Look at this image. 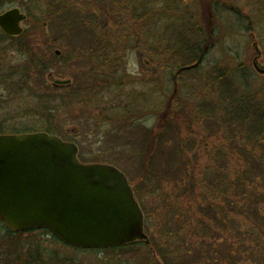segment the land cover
<instances>
[{"label":"rangeland","instance_id":"obj_1","mask_svg":"<svg viewBox=\"0 0 264 264\" xmlns=\"http://www.w3.org/2000/svg\"><path fill=\"white\" fill-rule=\"evenodd\" d=\"M13 1L3 10L19 8L20 0ZM101 1L73 2L80 12L85 13L83 7L87 6L103 19V13L109 11L108 8L104 12L99 11ZM104 2L112 3L113 7L124 5L126 9L131 6L136 17L141 18L132 23L133 38L126 39L132 37L126 36L121 39L131 42L112 48L110 59L116 76L111 82L113 87L98 95L99 106L85 104L90 103V100H86L72 108H60L51 117L44 113L42 97L48 89H58L64 93L71 85H84L80 79L82 73H92L91 70L101 72L95 66L82 63L81 58L69 61L63 54L56 70L43 74L42 83L32 71L28 73L24 88L30 94L28 97L19 94L15 101H10L8 88L0 87V100L3 101L0 103V135L45 132L48 119H51V123L55 124L54 129L60 132L56 136L77 146L81 163L114 166L126 176L133 192L136 189L137 197L134 195L144 215L147 243L112 252L75 251L54 241L51 234L41 231L35 232L34 236L49 253H56L58 259L72 264H140L148 256H152L157 264H166L162 255L181 260L179 257L185 252L190 255L185 259L189 264H264V153L260 149L251 151L248 147L251 142H241V137L236 136L240 134L235 133L234 137L226 127H221L217 132L216 120L213 122L210 118L213 112L205 108L214 97H209L208 93L205 99L194 95L195 89H200L202 84L212 79H218L217 84L222 88L220 74L228 73V82H232L238 99L236 103H256L254 107L258 114H264V77L258 76L252 69L255 47L260 53L258 63L264 67V0ZM35 14L39 15L38 12ZM106 19L115 36L121 35L113 11ZM21 27L31 33V40L41 41L39 48H46L42 39L35 35L37 27L34 21L27 19ZM203 44L206 48L202 62L195 71L181 78L180 91L177 93L184 103L190 104L185 112L192 111L195 115H191V121H196L192 129L188 120V126L186 123L181 125L179 120L181 126L177 128L178 137L193 138L191 132L195 131V144L192 149L189 147L183 157L173 161L165 150L173 148L172 138H177L172 131L168 137L161 138V131L157 129L159 125L162 129L165 120V125H168L171 116L176 114L172 108L176 103L168 102L176 87L172 77L178 62H174L171 55L180 46L190 49ZM64 47L50 51L64 53ZM0 63L6 68L20 64L17 71L20 75L29 71L27 66L22 65L23 56L12 50L0 52ZM91 64L95 63L91 61ZM238 67L243 68V72L248 75L247 89L238 76ZM48 74L52 79L71 80V83L60 88L52 87V82L47 79ZM18 79L16 82L9 80L7 84H12L9 88L23 89L20 85L25 80ZM203 100L207 103H202L205 107L200 112L197 106ZM184 103L179 109H184ZM116 106L120 111L124 110L125 113L121 114L137 117L133 124L120 126L116 123L117 118H111L107 107ZM156 110L164 114L161 123V114L158 112L155 115ZM180 116L181 120L186 121L182 118L185 116L183 113ZM236 127L238 132H243L241 123L234 124L235 131ZM146 128L155 132L147 135ZM156 132L160 138L151 143L149 150L148 144L155 138ZM146 135L150 140L145 139ZM163 144L167 147H163ZM220 146L224 148L220 172L225 176L220 174L224 180L219 179L221 185L215 182L217 193L212 192L210 195L199 185L188 183V179L190 177L192 181H198L205 174L203 171L209 158L215 156H209L208 153ZM181 150H176V154H180ZM145 153L149 156L142 158ZM193 160H196V165H193ZM189 161H192V165ZM184 162L186 172H183ZM144 164L158 172L163 169V172L158 173V177L144 176ZM207 187L211 188L209 185ZM3 228L0 222V241L5 232ZM170 232L172 234L167 236Z\"/></svg>","mask_w":264,"mask_h":264},{"label":"trees","instance_id":"obj_2","mask_svg":"<svg viewBox=\"0 0 264 264\" xmlns=\"http://www.w3.org/2000/svg\"><path fill=\"white\" fill-rule=\"evenodd\" d=\"M73 1L74 0H35L34 2V0H20L18 4L19 9L25 11L27 19L29 21L31 20L36 23L37 33H35V35L36 37L42 39V43L46 45L45 49L38 47V44L41 43V41L25 40V38L31 36V33L27 30H25L18 39H11L0 34V52L14 50L15 52L26 57L25 62L27 68H29V70L31 69V71L36 74V78L40 79L41 83L44 76L43 74L48 71L56 70V67L61 61V57L63 56H65L69 61L79 60L80 58L82 60H87L88 63L89 61L90 63L92 61L95 64L90 65L95 66V68L98 70H101V72H97L94 74H92L93 72L84 74L82 73L80 79L82 80V83L84 85H71L65 90L64 93H61L60 91H58V89H48L47 92H44L42 97V104H44L43 106L45 107L44 113H46L48 117H51L52 114L56 111L58 113L60 108H65L67 106L72 108L74 105H81V101L90 100V103L85 104L92 105L93 107L99 106L98 95L113 87V85H111V82L113 81L114 76H116V73L111 72V70H113V66H111L112 62L110 59L111 55H113L112 48H115L116 45L121 46L131 42L121 39L122 37L125 38L126 36H132V30L134 29L132 23L138 22L141 18L136 17L131 6L126 9L124 5H117V9L116 6L113 7L112 3L108 2L106 4V2H104L103 0V2L101 1L100 3L101 5H98V9L100 12H104V9L108 8L109 12L103 13V16L105 18L102 19V17L99 16V13H94L87 6L83 7V9L86 10L85 13L80 12L77 8H75L76 4H74ZM13 2V0H0V13L4 11L3 9L5 8V6H8ZM112 11L114 12V16L117 19V29H121V35L115 36L113 30L109 27V23H107L108 21H106V18L109 17ZM35 12H38L39 15H36ZM132 14L133 16H131ZM125 16L126 19L128 17L127 22H125ZM91 18L94 19L91 20ZM101 21L103 23H101ZM26 41H30L33 45V48L23 49L22 46L26 43ZM63 45L66 47H64ZM60 47L65 48V50H63L64 53L60 52V56L56 57L55 51L53 53L50 50H60ZM205 48V44L198 48L190 49L180 46L176 50L174 49L173 54L171 55V58L174 60V62L176 60L178 62L176 65L175 73L172 77V81L176 85V87L173 90V95L170 96V100H168V102L170 101L176 103L175 106H172V108L175 109L174 112H176V114L175 116H171L168 125H165V122L167 121L165 120L162 129H160V125L157 129L158 131H161V138L168 137L171 131L177 138H172L175 145L173 148L169 147L170 149L168 151L164 149L165 152L170 154V159H173V161L176 159L178 160V158H181V156L183 157L184 153L187 152L190 148L192 149L195 144V131L191 132L193 133V138L189 135V138L185 139H180L178 137L179 130H177V128H179V126L184 125L185 123L188 126V120L191 124L189 125L192 127V129H194L196 121H191V115H195L192 114V111H190V113L188 111L185 112V109L188 108L190 104L184 103L183 99L177 93L180 91L179 83L181 81V78L187 73L195 71L199 67L200 63L202 62V56L204 54ZM100 60L103 61V65L101 64ZM237 71L238 76L241 77L243 81L242 84L244 88L247 89L249 86L248 75L243 72V68L241 67H238ZM12 74L15 76V79H17V77H20V79H27L29 77L28 74L20 75L19 73H17V71L12 72ZM227 77L228 73L220 74L219 80H223L222 88H219V85L217 84L218 79H212L209 81V83L205 82L204 84H202V86L199 87L200 89H195L194 95H196L197 97L205 99V95H207V93L209 97H214L213 100L210 99L211 101H208L209 103H207L205 100L199 102L200 104L197 106V108L201 112L202 108L205 107L202 105V103H207V106L205 108H208L213 112L211 113L210 118H212L213 122H215L214 119L216 120L215 123L218 126L217 132L222 129L221 127H226V129L232 135L235 133L240 134L236 136L241 137V142L248 140V142L254 144L248 145V147L251 148V151L254 149H260L264 153V114H262L261 112H259L258 114L257 110L254 107L256 103H236V101L238 100L236 98V93H234L233 85L231 84L232 82H228ZM99 83L102 86L100 85L98 87ZM253 101H255V98L253 99ZM36 103L38 104L39 102L37 101ZM181 103L185 104L184 109H179L180 106L182 107ZM107 110L111 113V118H117L116 123L120 124V126L129 123L133 124L134 118H137L121 114L125 112L124 110L120 111L118 106H116L115 108L111 107L110 109H108L107 107ZM158 112L159 111L156 110L155 115L158 114ZM182 113L183 115L188 117L187 119L185 116H182V118H184L186 121L181 120L180 115ZM159 114H161L159 117V123H161L162 115L164 114H162V112H159ZM179 120L180 123H182L181 125H179ZM236 123H241L243 132H238L239 129L237 127V131L233 129V126ZM54 125L55 124L51 123V119H48L45 132L49 134L60 135V132L57 130V128L54 129ZM190 126L188 130L189 132ZM153 131L154 130L150 131L146 128L145 134L148 135ZM246 132L247 134L245 135ZM251 133L252 135H248ZM233 136L235 137V135ZM159 138L160 135H158V132H156L155 138L151 139L150 143L148 144L149 148L147 149L150 150L151 143L155 142ZM145 139L150 140L148 137ZM180 144L181 146H179ZM154 146L155 143L153 144V147ZM163 147L167 146L163 144ZM178 149H182L180 154H176V150L178 152ZM146 155L149 156L145 153L142 158L146 157ZM208 155L215 156L209 158L207 166L203 171L205 174L203 176L201 175L198 181H192V179L189 177L188 180L190 182L188 183H190L191 185L192 183L193 185H199L211 195L212 192L217 193V183L221 185L220 181L224 180L221 178L222 176H220V174L223 175V172L220 171L223 166L222 157L224 156V148L222 146H220L219 148L217 147L216 150H212L208 153ZM141 163L143 164V162ZM188 163L192 165V161H189ZM193 165H196V160H193ZM184 166V169L182 166L183 172L186 169V163L184 164ZM142 167L144 166L142 165ZM162 170H160V172H163ZM160 172L149 165H145L143 169L144 176L147 175L150 177H158V173ZM160 175L163 176L162 174ZM223 176H225V174ZM219 179L221 180L219 181ZM148 181L149 183L151 182L150 180ZM208 185L209 187L211 186V188H208ZM134 194L137 197L136 189H134ZM3 229L5 230V232L1 235L2 239L0 241V264H72L67 260L58 259V255L56 253H49L43 248V246L34 236L35 232L41 231L51 234L48 231L34 230L14 234L6 228ZM169 234H172V232L167 233L166 235L168 236ZM52 239L61 244L53 236ZM135 245L142 244L136 243L124 246L122 248L109 249L105 251L112 252L114 250H124L126 248H133L135 247ZM155 252L157 251L155 250ZM188 256H190L189 253L185 252L182 257H179L181 258V260H177L171 256L169 257V255H162V257L164 258L163 261H165L166 264H189L188 261L185 260ZM154 261L155 260L152 256H148L143 258L140 264H157Z\"/></svg>","mask_w":264,"mask_h":264},{"label":"water","instance_id":"obj_3","mask_svg":"<svg viewBox=\"0 0 264 264\" xmlns=\"http://www.w3.org/2000/svg\"><path fill=\"white\" fill-rule=\"evenodd\" d=\"M25 21L20 9L11 8L0 13V31L18 37ZM255 51L252 68L264 76ZM0 222L12 233L47 230L78 250L147 243L126 176L110 165L81 163L74 143L44 132L0 135Z\"/></svg>","mask_w":264,"mask_h":264},{"label":"flooded vegetation","instance_id":"obj_4","mask_svg":"<svg viewBox=\"0 0 264 264\" xmlns=\"http://www.w3.org/2000/svg\"><path fill=\"white\" fill-rule=\"evenodd\" d=\"M24 31H25V29L23 28V33H24ZM0 34H2L1 32H0ZM2 35H4V34H2ZM5 37H8V38H11V39H18L20 36H18V37H9V36H6V35H4ZM133 38V36L132 37H128V38H126V39H132ZM135 38V37H134ZM136 39V38H135ZM25 40H30V41H32L31 40V38L30 37H27V38H25ZM27 42L26 41V43L25 44H23V46H22V48L23 49H30V48H33V45H32V43L31 42ZM43 49H45V48H43ZM12 51H14V50H12ZM15 52V51H14ZM48 53V52H47ZM60 54L61 53H58V54H56V52H55V56L56 57H59L60 56ZM23 56V55H22ZM26 57H24L23 56V63H22V65H24V66H26ZM82 61V63H84L85 65H90L91 63H90V61H89V63H88V61L87 60H81ZM1 65H4V64H2V63H0ZM1 65H0V67H1ZM18 66H20V64L18 65ZM18 66H15V67H4V66H2L1 68H0V87H2V88H5L6 90H7V88H8V93H9V100L10 101H15L14 99H17L16 98V96L17 95H21L22 97H28L29 95H28V93H27V91L24 89V88H26L25 86H26V78H24V79H20V77H17V79L18 80H20V81H24L23 83H22V85H20V86H23V89H21L20 91L19 90H17V89H12V88H9V87H11L12 86V84L11 85H8L7 84V82L9 81V80H11V81H13V82H15L16 81V79H15V76L12 74V72H15V71H18L17 69H18ZM111 66H112V63H111ZM28 69V68H27ZM31 71V69L29 70V71H27V73L25 72H22V74H24V75H26V74H28L29 72ZM49 72V71H48ZM47 72V73H48ZM91 72H93V73H95V71H93V70H91ZM111 72H113L112 70H111ZM8 73V74H7ZM88 73H90V72H88ZM5 74V75H4ZM4 77H7V78H4ZM47 79H48V82H52L53 80L55 81V79H52V77L48 74L47 75ZM53 81V82H54ZM71 81V80H70ZM52 87H55V88H57L56 86H53V84H52ZM61 87H63V86H61ZM60 88V87H59ZM8 100V101H9ZM16 102H17V100H16ZM0 103H3V101L2 100H0Z\"/></svg>","mask_w":264,"mask_h":264}]
</instances>
